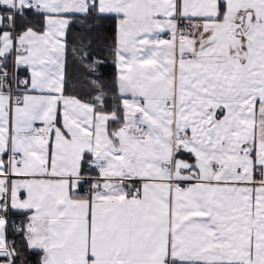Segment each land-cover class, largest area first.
Returning a JSON list of instances; mask_svg holds the SVG:
<instances>
[{"label": "snow or ice", "instance_id": "1", "mask_svg": "<svg viewBox=\"0 0 264 264\" xmlns=\"http://www.w3.org/2000/svg\"><path fill=\"white\" fill-rule=\"evenodd\" d=\"M0 264H264V0H0Z\"/></svg>", "mask_w": 264, "mask_h": 264}]
</instances>
